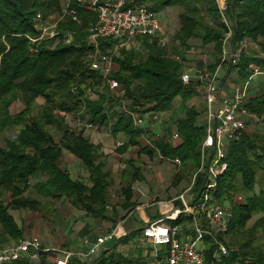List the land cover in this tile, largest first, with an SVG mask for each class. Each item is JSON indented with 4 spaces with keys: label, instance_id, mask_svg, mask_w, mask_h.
Here are the masks:
<instances>
[{
    "label": "trees",
    "instance_id": "obj_1",
    "mask_svg": "<svg viewBox=\"0 0 264 264\" xmlns=\"http://www.w3.org/2000/svg\"><path fill=\"white\" fill-rule=\"evenodd\" d=\"M63 1L0 0V131L14 130L4 144L0 143V225L5 242L24 238L25 228L19 224L13 210L41 213L51 201L69 200L85 211L87 218L82 226L83 236L95 231L93 220H99V223L112 221L113 226L104 230L107 233L121 219L115 206L108 210L113 177L107 168V155L101 150V145L94 143L87 134L92 130L78 125L77 128L71 127L65 114L84 118L98 130L107 127L111 134L123 133L128 140L116 148L121 153L128 145H137L139 156L146 153L151 158L155 155L163 159L179 158L181 166L174 174L175 183L185 175L193 177L202 162L206 117L204 110L200 111L188 103L205 88L198 80L188 84L182 81L181 75L185 71L182 61L186 50L193 48L191 41L194 39L199 40L203 50H208L211 58L208 62L198 61L196 67L188 70L194 73L196 69H202L213 73L221 64L224 39L229 29L216 0H129L130 6L146 2L156 13L168 7L182 8L179 12L180 26L174 34L179 46L175 43L173 49L181 60L163 50L158 37L142 39L143 51H138L137 42L122 48L114 57V65L116 62L118 66L112 72L125 89L122 97H117L110 90L100 71L90 68V55L95 46L89 44L88 27L96 22V12L77 6L80 22L64 17L58 23L56 37L42 42L39 53L30 50L29 36L37 34V14L61 13ZM228 15L233 22L230 46L234 47L248 38L264 48V0H230ZM67 33L73 35L74 40L70 43L66 42ZM115 42L117 40L113 38L101 39L99 47L107 52ZM227 65L229 74L235 72L238 76H233L234 79L243 81L252 76V65L264 69V56L255 50L254 53L243 50L236 65ZM94 82H103L106 88L105 92L94 88L96 98L88 96L86 89ZM177 96L184 105L180 115L173 110L174 120L178 121L180 142L170 144L166 138H158L154 147L142 144L139 135L144 129L135 126L131 112L142 116L151 111L168 113L172 111V102ZM39 98L43 103L35 112L34 106ZM125 99H128L127 103ZM17 100L24 103V108L13 112L12 107ZM246 106L252 118L264 125V89L261 85L255 92L251 90ZM203 116L205 123L200 124L198 121ZM54 128L60 133L59 138L53 132ZM226 149L224 161L228 168L219 177L213 194L220 202L231 201L230 242L212 230L213 234L206 235L204 239L208 246L206 255L211 260L217 242L223 241L229 251L221 257L219 264H264V250L255 244V230L264 227V134L244 131L231 140ZM67 153L76 156L86 167L89 183L73 177L71 171L63 166L62 159ZM125 162L133 168L124 170L129 179L121 187L124 195L122 205L125 209H134L131 182L140 179L142 171L133 158ZM204 177L202 172L196 178L193 188L196 197L201 194ZM239 191L243 200L237 203L235 194ZM4 195L9 198L6 202ZM255 215L260 217L251 228H247ZM181 217L171 222L178 223ZM142 231L138 228L114 238L112 244L108 242L92 261L74 260L69 264H161L170 249L168 245H159L162 246L160 249L153 243L149 249L129 245L133 240H147L142 238ZM55 244L68 248L78 246L77 240L68 236L62 240L59 238Z\"/></svg>",
    "mask_w": 264,
    "mask_h": 264
},
{
    "label": "built area",
    "instance_id": "obj_2",
    "mask_svg": "<svg viewBox=\"0 0 264 264\" xmlns=\"http://www.w3.org/2000/svg\"><path fill=\"white\" fill-rule=\"evenodd\" d=\"M222 19L228 26V34L224 39L223 51L221 53V64L213 73L204 72L202 69L185 70L181 78L185 84L198 80L204 85V90L199 96L205 101L204 115L206 117V134L201 145V164L192 177L191 184L183 190L175 200L169 204L170 207L164 212L160 219L149 222L143 227V238L155 245H168L170 249L162 264H219L221 257L228 254L225 243L218 241V246L211 260L207 258L208 248L204 239L206 235H212V230L218 231L224 237L228 235L230 207L226 201L220 202L213 194L219 177L227 170L228 164L225 159V149L229 142L241 135L247 127L248 118L251 116L246 102L250 98L256 76H260L261 88L264 89V69L252 65L253 74L246 80L236 81L232 84L231 93L223 94L220 84L219 72L224 64L230 66L239 62L243 50L256 49L257 43L245 38L236 46H230L233 34V22H231L228 10L230 0H216ZM75 4V5H74ZM77 6H83L97 13V20L88 27L90 32L89 44L95 46L90 55V68L100 71L102 78L110 90L117 96L122 97L125 89L120 81L114 78V57L118 56L122 48L133 46L138 40L144 38L158 37L161 45L168 42L164 39L162 31L163 24L158 14L149 8L146 2L135 6L129 5V0H64L61 13L57 18L53 13H38L36 16L37 34L29 36L30 50L35 54L40 51V44L58 35V23L64 17L80 22V14ZM116 39L112 47L104 52L100 49L101 39ZM73 39L71 33L66 34V42ZM230 46V47H229ZM261 56L264 53L259 51ZM181 60L179 56H176ZM173 109V108H172ZM167 113V112H164ZM169 113V112H168ZM167 113V114H168ZM136 127H141L142 141L154 147L155 138H161L166 131H170V138L174 144L180 142L178 121L163 133H154L155 125H162L165 115L157 111L146 113L145 116L137 112H131ZM168 116V115H167ZM77 125L85 130L97 129L96 126L84 118L77 119ZM117 147L123 146L125 140L117 139ZM145 145V144H144ZM209 151V154L207 153ZM160 156V155H159ZM162 159L163 157L160 156ZM175 165L181 166L179 158L169 159ZM204 173L201 194L196 197L193 190L196 178ZM235 200H243L241 195H236ZM174 201H177L175 204ZM187 216L193 223L194 235L190 239L181 237L182 226L176 221L179 216ZM121 223L111 231L93 237L85 235L80 238L76 248L62 247L56 244L44 245L38 237H24L0 246V264H69L74 260L92 261L107 243L114 238L124 235L120 232Z\"/></svg>",
    "mask_w": 264,
    "mask_h": 264
},
{
    "label": "rangeland",
    "instance_id": "obj_3",
    "mask_svg": "<svg viewBox=\"0 0 264 264\" xmlns=\"http://www.w3.org/2000/svg\"><path fill=\"white\" fill-rule=\"evenodd\" d=\"M181 10L182 8L180 7L178 8L168 7L167 9L160 10L157 13L161 23L164 25H167V27L165 26L166 33H165L164 39L168 43L164 46L161 45V47L163 50L167 51V53L171 55H176V56L178 54H176L173 51V49L175 47V43H177L176 46H179V43L175 42L174 34L180 26L179 12ZM57 16H58V13L53 12V17L57 18ZM193 41L194 39H192L191 42ZM196 42H199V40H197ZM135 46L138 48V51L144 50V47H142V42L140 40H138ZM203 49L204 48H202L201 46H198L194 50L193 49L186 50V57L182 61V63L184 64L185 70H188L192 67H196L198 64V61L200 62L202 61V59L206 58V55L208 54L207 53L208 50H203ZM254 50L256 52L260 51L264 53V48L263 47L261 48L260 45H258L256 49H247V51L250 53H254ZM117 66H118L117 63L115 62V65H114L115 71L117 70ZM235 75L238 76L237 73L233 72V75L231 76L232 80L234 79L233 76ZM254 82L259 83V85H261L262 82H260V76H256ZM104 85L105 84L103 82L99 84H96L94 82L91 86H89L91 88L90 90H88L89 87L86 88L87 95L96 98L97 91H94V88H96L98 91L105 92L106 88L104 87ZM127 102H128V99H125V103ZM42 103H43V99L39 98L37 100V103L34 106L35 112H37L40 109ZM183 107L184 105L181 104L180 96H177L172 102V108H174V111L177 112L176 113L177 115H180L183 112L182 111ZM23 108H24V103L21 100H17L14 103L12 110L13 112H16V111H21ZM62 114L64 115L65 112H63ZM64 116L66 118V122L71 127L77 128L76 127L77 119L79 117L77 118V116H72L71 114H65ZM204 118H205L204 116L203 118L200 117L198 122L201 124L202 122H204ZM205 121H206V118H205ZM52 130L54 133L57 134L59 138L60 133L56 131V128ZM101 130L103 133L108 134L107 131L109 130L107 127H104V129H101ZM245 131H248L250 133H254V131H257V132H261L264 134V125L262 123H258L255 119L252 118L251 122L248 123ZM12 133H14V130H10V129L4 132L0 131V143L4 144L6 137L12 135ZM140 135L139 137H141ZM110 136H112L111 133H110ZM116 138L117 137H115L114 139ZM164 138H166V141H168L170 144H174L170 138V131L168 132L166 131V133L161 137V139H164ZM141 142L142 144L148 145L146 144V142L142 141V139H141ZM176 143H179V141H177ZM116 144H115V147H117ZM128 148L126 149L124 154H122L119 150H116L113 148H111L113 149V151L109 152L108 154H105L104 152V154L107 155V161H108L107 168L109 169L113 177V185L110 191L111 192L110 206L113 205V206L120 207L122 206V203L124 202L121 187L125 186L127 184L126 181H128L129 179V177H127V174L124 173V170L126 171L128 169L131 170L133 167L129 168V166L123 160L129 157H132L133 155L139 154L137 153L136 149H130V147ZM226 151L227 149H225V152ZM207 153L209 154V151ZM134 158H136V156H134ZM138 162H137V165L141 167L142 177L139 180H133L131 184L135 188L134 189L135 206L138 205L140 207L138 210L144 214L146 211L144 210V206L142 204L148 201V199L145 198L146 195L147 196L148 194L151 196L159 195L156 198L157 199L156 201H167L171 199L172 197H174L175 195L174 192L175 190H178V189H176L177 184L173 183V176L177 172L178 167L171 160H168L167 158L162 159L159 155H155L153 158H151L146 153H142L140 155V160ZM62 164L69 171H71V174H73V177L84 179L87 183H89L88 170L81 163V161L78 160V158H76V156H73L67 153L62 159ZM124 174L126 175L124 176ZM184 177L187 179L188 185H190L192 181V176L188 174V175H185ZM141 186H143L144 188H142ZM257 189H259V186H257ZM140 191L145 192V195L143 196ZM238 193H237L238 195H241L240 191ZM7 199H9L8 196L4 195L5 202ZM240 201L241 200H239V202ZM226 204L231 206V201L230 202L226 201ZM121 209L123 208L121 207ZM121 209H120L121 211L120 214H123L126 209L125 210H121ZM12 213L14 214V216L17 218L19 222L21 221L22 225L24 226L25 228L24 234H23L24 237H38L42 242L44 241L45 243H48V244H55V242L59 238L61 240L64 238L66 239V236L73 237L78 241L80 238L83 237L81 233L83 231L82 226L85 223L86 218H87V216L85 215V211L73 205L69 200H65L63 202L51 201L45 205L44 210L41 213L36 212V211H29V210L27 211L13 210ZM130 215L131 216L133 215V218H131L130 221L133 219L137 221L136 223L143 224L142 222L138 221V216H136L138 215L137 210H134ZM259 217L260 215H255L252 218V220H250V222L247 224V228H251ZM26 218L27 220L25 221ZM27 221H29L30 228L31 229L35 228V229H32L31 231L27 232L26 231ZM97 222H98L97 220L92 221L94 225H96ZM119 223L122 224V221H120ZM102 228L96 225V227H94L95 231H92L90 235L99 236L101 234L106 233L104 232V229ZM119 230H121L120 227H119ZM142 230H143V227H142ZM255 231H256L255 232V244H257L261 249L264 250V227H259ZM120 232H122V230ZM225 238L227 239V241L230 242L229 234L225 236ZM6 243L8 242H5L3 227L0 225V246L5 245ZM108 244H112V241L109 242ZM151 244L152 242H150L149 240L147 241V240L140 239V240H133V242H130L129 245L135 248H143V249L148 248L149 249ZM155 247L157 249H160L162 246H155ZM105 248L106 247H104V249ZM156 248L153 249V252L156 250ZM219 260L221 261L220 258Z\"/></svg>",
    "mask_w": 264,
    "mask_h": 264
},
{
    "label": "crops",
    "instance_id": "obj_4",
    "mask_svg": "<svg viewBox=\"0 0 264 264\" xmlns=\"http://www.w3.org/2000/svg\"><path fill=\"white\" fill-rule=\"evenodd\" d=\"M165 26L167 27V25H164L163 24V27H162V31L164 32V33H166V28H165ZM197 40H194L193 42H191L192 43V49L194 50L195 48H197L198 46H201V43H199V42H196ZM209 50L211 51V48H209ZM210 58H211V56H209V54H207L206 55V58H204V59H202V61H204V62H208L209 60H210ZM229 69H230V67L227 65V64H225L222 68H221V70H220V74H219V80H220V84H221V86L223 87L222 89H223V94L224 93H231V90H232V84L234 83V82H236V80L235 79H233L232 80V75H233V73H231V74H229L230 73V71H229ZM229 78V79H228ZM231 78V79H230ZM254 88L252 89V90H254L253 92H255L257 89H258V87H259V83H255L254 82ZM189 104V106H194L195 108H197V109H199L200 111L202 110H204L205 109V101H204V99L202 98V96H196L195 98H193L191 101H190V103H188ZM174 108L172 109V111H168L169 113L167 114V113H163L164 115H165V120L163 121V124L160 126L159 124L158 125H155V127H154V133H158V132H161V133H163V131L165 130H167V129H169V128H171V126H173V124H174ZM168 115V116H167ZM251 120H252V116H250L249 118H248V121L249 122H251ZM248 122V123H249ZM248 125V124H247ZM167 128V129H166ZM163 130V131H162ZM89 133V135L91 136V139H92V141L94 142V143H96V144H100L101 145V150L103 151V152H105V154H108L109 152H111V151H113V149H116L117 147H115V144H116V141H117V139L119 138V139H124L125 141L126 140H128V137L127 136H125L123 133H119V134H116V135H114V134H112V136H110V133L107 131V133L108 134H106V133H103L102 132V130H98V128L97 129H94V130H92V131H87V134ZM115 137H117L116 139H114ZM154 140V142H156L157 140H159L158 138H155V139H153ZM128 147H130V149H136L137 150V153H138V146L137 145H135V146H133V145H128ZM127 147V148H128ZM111 148H113V149H111ZM126 148V149H127ZM129 149V148H128ZM116 150H118V149H116ZM126 151V150H125ZM122 154H124V153H122ZM72 155V154H71ZM74 156V155H73ZM134 156H136V158H137V160H136V158H134ZM149 156V155H148ZM129 158H133L135 161H139L140 160V156H139V154H136V155H133L132 157H129ZM129 158H127V159H124L123 161L125 162V160H128ZM126 163V162H125ZM139 163V162H138ZM169 163H171V162H169ZM171 165V164H170ZM173 165V164H172ZM177 166V165H176ZM178 168H179V166H177ZM174 177V176H173ZM122 179H123V177H122ZM136 180H139V179H136ZM173 183H175V182H173ZM175 184H177V186H176V189H178V190H175V192H174V197H172L171 199H169V200H167V201H156L157 199V197L159 196V195H156V196H151V195H149L148 194V196L146 195L145 196V198L146 199H148V201L146 202V203H144V204H142L143 206H144V210L146 211V212H148V213H142V212H140L138 209L140 208L138 205L136 206V207H134V209H131L132 207H130V208H126V210H125V208L123 207V205L122 206H120V207H117V206H115L116 208H117V210L119 211V217L121 218L120 220H119V222L120 221H122V224H121V226H120V229L122 230V233H124V235L125 234H127V233H129V232H132L133 230H136L137 229V227L139 228H142V227H144V226H146L149 222H151V221H154V220H156V219H160L161 217H163L164 216V212L170 207V205L171 204H169L172 200H175V198L183 191V190H185L189 185H188V181H187V179L183 176L181 179H179V181L178 182H176ZM142 188H144L143 186H141ZM133 188H134V186H133ZM135 189V188H134ZM134 189H133V202H135L134 201V199H135V194H134ZM146 189V188H145ZM144 189V190H145ZM146 191V190H145ZM141 192V191H140ZM147 192V191H146ZM142 193V195L144 196L145 195V192H141ZM123 198H124V195H123ZM150 198H152V199H150ZM175 202V204L177 203V201H174ZM123 204V203H122ZM121 207L123 208V209H121ZM165 210H164V209ZM113 209V205H109L108 206V210H112ZM120 209L121 210H125V212L123 213V214H120ZM134 210H137V212H138V215H136V216H138V221H140V222H142L143 224H141V223H136L137 221L136 220H131L130 221V219L131 218H133V215L131 216L130 214L134 211ZM129 212V213H128ZM127 214V215H126ZM124 215H126V218H124L123 216ZM124 218V219H123ZM27 220V218L25 219V221ZM191 220L192 219H190L189 217H187V216H184V215H182V217H181V219L179 220V223L181 224V226H182V231H181V237L183 238V239H190V238H192L193 237V235H194V232H193V223L191 222ZM98 222L96 223V225H98V226H100L102 229H104L105 230V228H109V227H112L113 226V222L111 221H106V220H103L102 221V223H99V220H97ZM118 222V223H119ZM169 222H171V221H169ZM172 223V222H171ZM19 224L20 225H22V223H21V221L19 222ZM26 231L27 232H29V231H31L32 229H35V228H30V224H29V221H27L26 222ZM134 228V229H133ZM101 229V230H102ZM120 230V231H121ZM102 235V234H101ZM143 238V237H142ZM13 241V240H12ZM12 241H8V243L9 242H12ZM79 241H80V239L77 241L78 243H79ZM42 243H44V245H53V244H48V243H45L44 241L42 242Z\"/></svg>",
    "mask_w": 264,
    "mask_h": 264
}]
</instances>
